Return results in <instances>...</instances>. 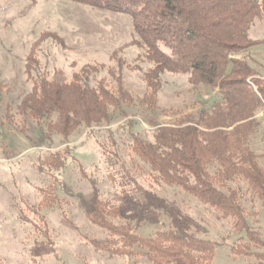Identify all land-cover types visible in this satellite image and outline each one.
Masks as SVG:
<instances>
[{
	"label": "trees",
	"instance_id": "obj_1",
	"mask_svg": "<svg viewBox=\"0 0 264 264\" xmlns=\"http://www.w3.org/2000/svg\"><path fill=\"white\" fill-rule=\"evenodd\" d=\"M68 1L130 15L133 40L111 55L120 63L117 71L108 69L115 87L98 80L105 66L86 65L71 79L61 69L42 74L34 48L26 65L32 88L20 110L47 138L56 135L68 141L81 128L109 123L113 112L125 115L123 108L131 106L133 98L117 72L125 65L121 55L130 47L140 49V60L148 63L144 78L150 93L141 105L156 107L166 73L186 75L193 86L218 89L220 94V101L211 108L158 128L151 139L131 131L132 152L127 161L114 152L120 156L110 173L119 190L115 200L104 199L97 187L92 197L80 196L87 219L109 234L108 241L95 243L96 250L144 260L138 264H212L218 243L192 233L195 222L156 191L176 187L219 218L234 222L233 233L247 239L231 247L236 256L262 259V253L253 249L264 248V240L248 223L244 196L248 194L247 202H259L264 208V150L258 155L251 148L253 135L263 124L259 114L264 112V77L251 67L249 61H257L248 55L262 43L251 31L257 21H264V0ZM69 159L68 146L40 157L39 170L56 178L44 191L40 207H50L47 199L59 202L57 178ZM137 176L150 181L149 187L141 185ZM239 183L247 186V192L235 186ZM163 217L168 223L153 237L138 233L145 223L162 225ZM0 264L6 263L0 260Z\"/></svg>",
	"mask_w": 264,
	"mask_h": 264
},
{
	"label": "rangeland",
	"instance_id": "obj_2",
	"mask_svg": "<svg viewBox=\"0 0 264 264\" xmlns=\"http://www.w3.org/2000/svg\"><path fill=\"white\" fill-rule=\"evenodd\" d=\"M133 20L128 14L114 13L68 0H0V260L6 264H138L141 258L110 256L96 250L95 243L108 241L107 231L86 217L80 196L90 198L94 187L104 199L114 201L119 190L111 168L119 152L127 161L131 155V131L151 139L154 132L187 115L197 114L220 101L218 89L195 87L189 77L166 73L163 88L157 94L156 107L141 105L149 94L142 62V51L130 47L121 57L125 65L118 73L124 89L132 96L131 106L113 112L109 123L81 128L68 141L59 136L47 138L37 123L20 110L32 84L26 65L32 51L36 53L38 71L65 72L68 79L86 65L107 67L98 76L113 87L110 67L120 68L111 55L133 40ZM262 41L248 55L257 63L251 67L264 77V21H257L251 31ZM243 58V55L238 56ZM151 95V94H150ZM262 126L253 135L251 148L260 155L264 150V112ZM72 152L67 166L57 178L58 201L47 199L50 207H40L43 193L55 179L38 168L44 153L67 147ZM109 154V155H108ZM261 163L264 161L261 159ZM114 165V164H113ZM131 163H127L130 167ZM141 185L150 181L138 177ZM59 185V184H57ZM63 186V187H61ZM235 186L247 192L243 183ZM64 190L61 191L59 189ZM157 189V187H155ZM182 216L193 221L192 233L218 243L212 264H264V248L253 249L259 257L236 256L231 247L247 241L244 234L233 233L234 222L219 218L198 199L176 187L156 190ZM246 200H250L245 194ZM45 200V199H44ZM62 202H61V201ZM246 201L248 223L264 240V208L261 203ZM43 203V202H42ZM33 209L34 211H32ZM257 213V214H256ZM162 225L143 224L138 233L153 237ZM46 227V228H45ZM244 240V241H242ZM243 245V244H242Z\"/></svg>",
	"mask_w": 264,
	"mask_h": 264
}]
</instances>
